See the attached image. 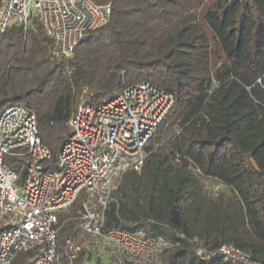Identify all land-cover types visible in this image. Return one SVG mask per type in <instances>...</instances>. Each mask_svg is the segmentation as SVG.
Returning <instances> with one entry per match:
<instances>
[{"label": "trees", "instance_id": "1", "mask_svg": "<svg viewBox=\"0 0 264 264\" xmlns=\"http://www.w3.org/2000/svg\"><path fill=\"white\" fill-rule=\"evenodd\" d=\"M92 1L111 2L109 23L69 58H51L53 41L37 22L0 35V110L31 107L53 163L82 93L93 100L111 71L122 74L118 89L149 81L173 93L141 170L124 173L113 191L105 229L178 242L163 264H230L199 260L179 233L233 244L263 264L264 0ZM202 176L225 189L211 195Z\"/></svg>", "mask_w": 264, "mask_h": 264}, {"label": "built area", "instance_id": "2", "mask_svg": "<svg viewBox=\"0 0 264 264\" xmlns=\"http://www.w3.org/2000/svg\"><path fill=\"white\" fill-rule=\"evenodd\" d=\"M110 16L111 2L0 0V35L13 24L25 31L37 22L53 41L51 58L60 60L71 57L78 42L107 25ZM174 101L173 93L149 81L116 88L97 105L79 100L53 163L35 111L21 103L5 105L0 110V264H101L86 258L75 238L82 233L110 243L116 264H163L162 253L178 242L140 229H105V211L123 174L141 170L149 139ZM201 178L211 195L225 189L216 178ZM81 195L72 232L60 245L58 213ZM178 236L194 245L199 260L259 264L233 244L209 247L197 237Z\"/></svg>", "mask_w": 264, "mask_h": 264}, {"label": "rangeland", "instance_id": "3", "mask_svg": "<svg viewBox=\"0 0 264 264\" xmlns=\"http://www.w3.org/2000/svg\"><path fill=\"white\" fill-rule=\"evenodd\" d=\"M214 23L215 22L212 23L210 22V26L213 29H214V25H213ZM111 94L112 93L106 95H95V97L92 100V98L88 94H85V92H83L80 97V100L81 99L86 100L91 104L97 105L102 101L106 100L107 98H109ZM11 166L12 168L14 167L13 165ZM20 177L21 174L19 176L18 181H20ZM81 197L82 195L67 210L58 213L60 219L59 221L60 228L57 232V239L60 245H64L65 239L69 237L72 232L73 226L68 222L70 220H72L73 222L72 218L78 215L82 202ZM64 221L66 222L63 224ZM75 238L78 241V243L81 245L82 251L86 254L85 255L86 258H91L95 261L100 262L101 264H116V257L111 253L113 249L112 245L106 242L101 237L82 233V234H76Z\"/></svg>", "mask_w": 264, "mask_h": 264}, {"label": "water", "instance_id": "4", "mask_svg": "<svg viewBox=\"0 0 264 264\" xmlns=\"http://www.w3.org/2000/svg\"><path fill=\"white\" fill-rule=\"evenodd\" d=\"M122 74L118 71H111L105 81L92 90V95H106L116 90L120 83Z\"/></svg>", "mask_w": 264, "mask_h": 264}]
</instances>
